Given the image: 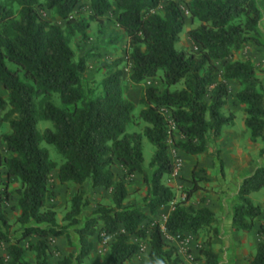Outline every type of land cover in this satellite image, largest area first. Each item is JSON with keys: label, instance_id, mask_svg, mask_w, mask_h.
I'll use <instances>...</instances> for the list:
<instances>
[{"label": "trees", "instance_id": "16d2710c", "mask_svg": "<svg viewBox=\"0 0 264 264\" xmlns=\"http://www.w3.org/2000/svg\"><path fill=\"white\" fill-rule=\"evenodd\" d=\"M161 1V14H157L154 10ZM178 1L0 0V87L5 92V98H0V123L8 127L0 135L5 151L0 154V243L6 244V258L0 256V264H47L48 238L63 237L69 246L67 228L79 226L85 183L103 190L113 186L110 204L98 205L74 230L77 252L56 264H82L89 256V238L97 227L101 239L113 237L98 264H124L135 255L138 247L128 242V236L147 239L149 261L181 264L175 249L164 243L158 225L140 227L148 222L146 217L137 207L125 206L124 183L133 173L141 176L147 188L142 203L149 214L170 203L173 192L161 183L173 168L166 140L173 141V133H177L182 140L172 142L175 149L190 156L205 154L209 140L218 138L221 128L233 121L231 114L221 113L227 81L238 84L235 100L242 107V125L249 142L262 144L258 154H264L263 82L249 61H226L247 43L260 45L256 29L261 16L255 0H188V18L198 23L186 32L190 51L176 48L184 24ZM83 4L88 11L86 22L73 17V11ZM45 11L56 16L63 27L44 18L41 13ZM112 12L129 49V82L137 85L159 73L163 86L161 90L148 86L140 92L137 117L144 124L140 132H126L135 104L122 95L120 60L102 63L105 72L98 90L86 91V58L75 61L68 45L73 34L84 36L88 23L100 25V19ZM216 63L221 67L218 82L213 81ZM177 85L180 87L174 88ZM53 96L57 104L52 102ZM38 122H48L51 127L39 133ZM142 138L153 147L150 175L142 168ZM41 142L54 148L59 164L39 146ZM116 164L123 170L118 182H114L112 171ZM53 171L58 184L77 187L67 201L62 225L56 222L52 207L45 206ZM14 180L16 186L10 190ZM197 189L192 183L183 199L173 205L163 223L168 234L195 236L212 227L215 216L206 207H184ZM259 190H264V165L237 187L231 230L251 229L260 209L249 195ZM11 194L16 196L13 223L18 227L13 239L7 234L10 223L4 213ZM257 234H264L262 225ZM212 235L217 237L214 227ZM31 236L37 239L28 241ZM204 246L198 256L204 264H217L210 242ZM28 252L30 259L25 257ZM248 264H264V242L260 239Z\"/></svg>", "mask_w": 264, "mask_h": 264}, {"label": "rangeland", "instance_id": "374dc122", "mask_svg": "<svg viewBox=\"0 0 264 264\" xmlns=\"http://www.w3.org/2000/svg\"><path fill=\"white\" fill-rule=\"evenodd\" d=\"M164 2L161 1L157 9L154 10L155 13L161 14V8L163 6ZM179 8L181 10L184 24L183 28L178 35V42L176 44V48L178 50L183 51H190L192 50L191 43L186 35V32L194 27L197 26V22L194 20H190L187 15V6H188V0H179L178 1ZM114 12V11H113ZM113 12L106 14L103 16L104 20L101 21L100 25L96 24L94 25V22L88 23V27L84 32V36H79L78 34H73L68 40L69 48L71 49L73 53V59L76 61L80 57L86 58V70L84 72L83 76V84L84 89L86 91H94L96 92L98 90V85L101 79L104 77V68L101 67L102 63L105 62H112L114 60L119 59V69L121 70L122 76H121V89H122V95L125 99L129 100L130 102L135 104V108L133 111V120L130 125L126 127V132H140L144 124L138 119L137 114L138 111L141 109L139 105H137V99L140 94V92L148 87H156L158 90H161L163 86L160 83V74L157 73L156 77H154L151 80L144 81L140 84L134 85L131 84L128 80V73H129V61L127 60V56L129 53V49L126 46L125 42V35L124 33L116 26V24L113 22ZM41 15L49 19L52 23H55L59 25L61 28L62 22L58 21L56 16H54L51 12H43ZM87 15L88 11L86 9L85 4L81 5L80 7H77L73 11V17L76 20H81L83 22L87 21ZM91 25V27H90ZM264 27V23H263ZM264 31V28H262ZM257 38V36H256ZM257 40V39H256ZM258 41V40H257ZM259 42V41H258ZM226 61H249L257 70V76L261 79V81L264 82V44H260L259 46L254 45L253 43H247L243 45L240 50L237 52L231 53L230 57L226 59ZM220 74H221V67L219 64H215V71L213 72V81L218 82L220 80ZM263 79V80H262ZM233 81V80H232ZM227 88V96L225 98V106L222 109V114L225 116L228 114H231L234 119V123L232 121V124L230 127L223 126L221 128L222 135L220 134L218 138L209 140L208 143V153L206 151L204 155L207 158H210L213 162L217 165V168L219 169V173L217 176V180L214 182V184L220 183L222 180L225 179V176L228 174V170H233V160H234V149L236 148L241 151L242 153V175H244L248 170L247 168H250L251 165H262L263 164V156L258 154V147L255 148L256 150L253 151L252 147L254 145L249 144L248 140V133L244 129L242 125V119H243V113H242V107L239 106L236 103L235 98H233L232 94H235L236 90H239V86L236 83V81H233V83H225ZM180 85L175 86L174 88H179ZM173 89V88H171ZM0 98H5V92L0 87ZM52 102L54 104H57L56 96H53ZM2 111H0V117L2 115ZM50 123L48 122H38L37 123V131L40 133L44 128H50ZM8 131L7 124L0 123V135L3 133H6ZM221 133V132H220ZM235 133L237 134V138L233 141L229 139V134ZM245 137V138H242ZM172 140L168 138L166 140V144L169 147V156L172 158L171 152L175 153V151H172V148L170 147L174 142L177 141L176 137L173 136ZM256 143V142H255ZM257 144L260 145V148H262V144L260 142H257ZM142 145H143V161L146 163L150 157L151 152L153 151V147L143 138L142 139ZM41 148H44L48 152L49 158L54 161L56 164H59L61 162V159L57 156L55 153V150L52 146L46 145L45 143L41 142L39 144ZM0 154H5L4 148L0 142ZM230 157V158H229ZM223 159L226 163V169L223 170ZM250 160V161H249ZM250 163H247V162ZM228 164V165H227ZM232 173V172H231ZM52 174V173H51ZM51 174L48 180V191L46 195V207L54 206L56 207V219L57 221H61V218L64 214V212L67 210V201L69 199L70 190L68 188L65 189V193L68 194V199L65 197H61L59 193H57L55 190H53V184L51 182ZM117 174V173H116ZM190 178V183H197L199 181L207 182L208 180H205L204 178H200L197 176L195 171L193 170V173ZM205 185V187L208 188V191H210L213 194V199H211L213 202H215L218 196L221 193H226L225 199H229V192H233L232 188L226 187L224 191H219L220 188H218L215 185ZM16 186V183L10 185V190ZM187 190V188L182 187L181 189H178L181 196L178 197V201H181V199L184 197V193ZM76 190L73 189V192ZM205 192V190L203 191ZM109 195V191L105 190L102 192V200L105 202L106 198H103V195L105 196ZM58 196V197H57ZM58 199H57V198ZM255 201L259 202L261 205H264V190H260V193L257 195H254ZM16 196L14 194L10 195V198L8 202L4 206V213L5 216L8 218V222L10 223V227L7 230L8 236L13 239L15 236L18 235V227L13 223L14 217H13V211H14V202H15ZM192 204L196 206H193L191 204H184L185 208H190L192 210H198L197 207H199L203 203V197H200L199 194H196L195 197H191ZM57 201L58 204L55 205L52 202ZM143 201V199H142ZM124 204H130V201H127V203L124 202ZM100 205V203H97L95 206L92 207V210L90 214L86 211L84 214L85 219H87L90 215L94 214V211L96 210L97 206ZM129 206V205H128ZM192 206V207H191ZM149 223H141L140 227L146 226ZM264 226V222L261 224ZM213 226V225H212ZM215 228V227H214ZM264 228V227H263ZM98 227L95 229L97 230ZM185 235L189 236L190 234L186 233ZM193 236V235H191ZM193 241L191 248L187 250L188 253L191 254L192 260L189 264H199V258L197 252L205 248V244L207 242H210L213 238L212 235V227H206L204 229H201L197 232L195 236H193ZM95 238V248L93 250V253L86 258L87 264H98L100 260L106 255L108 246L112 240V235L105 237L104 239H101L100 233L94 234ZM261 240L264 242V234L262 236H258V240ZM227 241V247L228 249L232 251L233 248H235V242L234 240H231L230 238L226 239ZM231 240V241H230ZM239 241V240H238ZM48 246L51 245V241L48 238L47 239ZM211 243V242H210ZM239 243V242H238ZM24 244V243H23ZM70 246V245H69ZM6 244L0 243V251H5ZM71 247V246H70ZM224 247H226L224 245ZM4 248V249H3ZM52 252L54 253L57 251L56 246H53ZM251 249L247 247L246 252L243 253V256H247L246 262L250 261L253 254H251ZM254 251V248H253ZM49 252V251H48ZM239 252V249H238ZM249 252V253H248ZM68 254H74V251H71ZM67 254V255H68ZM234 255L235 253L231 252V255ZM240 254V253H239ZM30 253H26V259H30ZM65 257V256H63ZM62 257V258H63ZM227 259V258H226ZM140 262L138 264H162L158 261H148L147 258L144 257L143 260H139ZM181 264H185L180 259ZM82 264H85L84 262Z\"/></svg>", "mask_w": 264, "mask_h": 264}, {"label": "crops", "instance_id": "0c3cea01", "mask_svg": "<svg viewBox=\"0 0 264 264\" xmlns=\"http://www.w3.org/2000/svg\"><path fill=\"white\" fill-rule=\"evenodd\" d=\"M255 2H256V6L260 12V16H261L260 22H259L258 27L256 29V33H257L256 39L259 41L260 44H264V31L262 29V28H264L263 27V23H264V0H255ZM111 10L115 11L114 7H112ZM112 19L114 21L113 17H112ZM100 20L103 21L104 18L102 17ZM94 25H95V23H94ZM90 27H91V25H90ZM227 83H233V81L230 80V81H227ZM263 89H264V82H263ZM237 91L238 90L235 91V94ZM227 93H228V91H227ZM235 94H232L233 98H235ZM263 100H264V96H263ZM224 106H223V108H224ZM222 109H221V113H222ZM234 122L235 121L233 119V123ZM227 126L230 127V125H227ZM222 131L220 133L221 135H222ZM173 136L176 137L177 141L182 140V138L177 133H173ZM236 138H237V134H235V133L229 134V139H231V141L235 140ZM242 138H245V137H242ZM142 139H141V148H142V154H143ZM249 144L254 145L252 147L253 151L256 150L255 148H257V147H258V149H260V145L257 144V142L256 143L249 142ZM170 147L172 148V151L173 150L175 151L174 157H176V158H170L169 153H168L169 147L167 146V155H168L170 163L173 165V170L169 174H166L161 178V183L173 192V195H174L173 200L170 203L161 206L160 208L155 210L152 214H149L147 212L146 208L143 207V203H142V198L146 195V189L147 188L141 182V176L138 173H133L127 178V180L124 183L125 190L127 192L125 203H127V201H130V204H125V206L129 205V206L137 207L139 209V211L148 220V222L145 221V223H149L146 226H150L152 224H157L160 229L164 230L163 229V223L165 221L166 216L171 211L173 205L176 204L177 202H179L177 199L181 195H180L178 189H181L182 187L189 189L191 187L192 184L190 183L189 176L192 175L193 170H194L198 177L204 178L205 180H208V181L207 182H202V181L197 182L196 185H197L198 189L194 193H192V195L190 196V198L186 202H187V204H191L193 206H196L197 204L196 203H195V205L192 204L193 202L190 199H191V197H195L196 194H199L200 197H203V203L199 207H197V209H199L201 207H206L208 210H210L214 214L215 222L213 223L212 227H215L216 232H217V237L215 239H211L210 249L213 253H215L217 255V264H248V261L246 262L247 256H243V253L246 252V249L248 247L249 249H251V252L250 251L249 252L251 254H253V252H254L253 248H255V245L258 242L257 232H258L259 226L264 222V205H261L259 202L255 201V198H254V195H257L258 193H260V190L258 192L251 193L249 195V198L253 202V204H255L260 209V215H259V217L255 218L253 220L252 227L249 231L245 232V231H233V230H231L232 207L236 204V196H235L236 190H237V187L239 186L241 180L243 178L247 177L248 175H250L255 168L264 165V154L262 155L263 156V164L262 165H258V166H256V165L252 166L251 165L250 168H247V170L248 169L249 170L244 175H242V164H243L242 163V153L237 148H236V150L234 149V153H235L234 154V160H233V166H234L233 170L234 171H230V169H229L228 174L225 176V179L222 180L218 184H216V183L214 184V182L217 180L219 169L217 168V165L214 162L212 164V162H211L212 160L210 158H207L204 155H195V156L186 155V154H183L182 152H180L179 150L175 149L173 147V145H171ZM152 153H153V151L151 152L150 157L146 163H144L143 156H142V168L144 169V171L146 172L147 175H150V173L152 172V170L148 168V163L150 161ZM207 153H208V151H207ZM175 159L178 161V167L174 173V170H175L174 160ZM249 161L247 163H250ZM225 169H226V163H225V160L223 159V170H225ZM112 171L114 173V182H118L120 179V176L123 173V170L121 169L120 166H118L116 164L115 166L112 167ZM51 177H52L51 182L53 184V190H55L57 193H59V195L61 197L63 196L66 199H68V194H67L68 192L63 195V193L65 192V189L68 188L70 190L69 197L72 196V194L74 193L73 189L76 190V188H77L76 186H74L71 183L58 184L56 181V171L52 172ZM14 183H16L15 180H14ZM213 184L215 186H217L218 188H220L219 191H224L226 189V187L230 186L232 188L233 192L232 191L229 192V196H230L229 199H225L226 193H221L218 196L219 198L216 197L217 200L215 202H213L211 200L214 198L213 194L210 191H208L207 187H205V185H211L212 186ZM112 188H113V186H111L109 189H107V191H109V195H106V194H105V196L103 195V198L104 197L106 198V201L104 202L102 200L101 196H102V192L105 190H103L101 188H91L88 183L83 184V186H82V189L84 191L83 200L85 201V203L82 206V209H81L79 216L77 217V220L79 221V226H76V227L71 226V227L67 228V233H68V236L70 239V243H71L70 246L71 247L66 245L63 237H57V238L50 239L51 245L48 247L49 252L47 254V260H46L47 264H56L63 256H66L71 251H74V254L77 252V250H78L77 237H76L74 230L78 229L80 227V225L83 223V221L85 220V217H84L85 212L87 211L90 214L92 207L95 206L97 203L104 204V205L110 204ZM204 190H205V192H203ZM53 203L54 204L56 203L55 205L58 204L57 201L52 202V204ZM51 207H52V210L56 213V207H54V206H51ZM16 215H17V211L14 209L13 217L15 218ZM91 216L92 215H90L89 217H91ZM56 217H57V215H55V218ZM6 219H8V218L6 217ZM56 222L59 225L63 224L62 221L59 222V221H57V219H56ZM98 231H99V227L97 230H95V234L96 233L98 234ZM120 232H121V229H120ZM108 236H111V235H108ZM193 238L194 237L191 235L188 236L186 246H185V247H187V250L189 248H191ZM228 238H230L231 240H234V242L236 243L235 244L236 247L233 248L232 251L230 250V248L228 249L227 244H226L227 243L226 239H228ZM36 239H37L36 237L31 236L27 240L30 242H34ZM162 239L167 246L173 247L175 249L176 256L179 259H181L185 264H189L191 262L192 259L187 260L183 257V255L180 254L179 244L177 242H175L173 240V238L170 235H168V233L165 230L162 231ZM127 240L129 243L135 244L138 247V250L135 253V255H133L124 264H138L140 262L139 260H143L144 257L148 259L149 247H148L147 239L139 240L133 236H128ZM89 241L91 243V251L89 253V256H90L93 253V250L95 248V242L96 241H95L94 235L89 238ZM224 245L226 247H224ZM53 246H56V249H57V251L55 253H54V251L52 252V249H51ZM238 249H239V252H238ZM231 252L235 253V254L231 255ZM188 254L191 256L190 253H188ZM197 254H198V252H197ZM0 256L6 258L5 251L4 252L0 251ZM191 258H192V256H191ZM198 258H199V264H204L203 259H201V257H199V256H198ZM148 261H149V259H148ZM83 262L85 264H87L86 260H84Z\"/></svg>", "mask_w": 264, "mask_h": 264}, {"label": "built area", "instance_id": "2783aa9c", "mask_svg": "<svg viewBox=\"0 0 264 264\" xmlns=\"http://www.w3.org/2000/svg\"><path fill=\"white\" fill-rule=\"evenodd\" d=\"M171 156H172V158H176V157H174V153L173 152H171ZM174 163H175V170H174V173H175V171H176V169H177V167H178V161L175 159L174 160ZM172 167H173V165H172ZM172 170H173V168H172ZM164 229V228H163ZM165 230V229H164ZM164 230H162V229H160V231H161V235H162V231H164ZM166 231V230H165ZM167 232V231H166ZM101 235V237H102V234H100ZM168 235H170V234H168ZM172 238H173V240L175 241V242H177L178 244H179V246H180V249H179V252H180V254L181 255H183V257L185 258V259H187V260H191V256L188 254V252H187V247H185L186 246V242H187V239H188V236L187 235H185V234H183L182 235V237H179L178 235H170Z\"/></svg>", "mask_w": 264, "mask_h": 264}]
</instances>
